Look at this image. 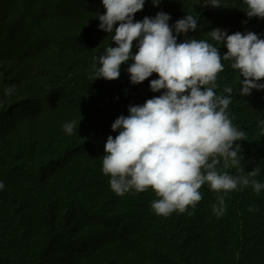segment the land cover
Returning <instances> with one entry per match:
<instances>
[{
	"label": "trees",
	"instance_id": "16d2710c",
	"mask_svg": "<svg viewBox=\"0 0 264 264\" xmlns=\"http://www.w3.org/2000/svg\"><path fill=\"white\" fill-rule=\"evenodd\" d=\"M222 1V9L208 0L145 3L169 14L170 26L189 14L197 20V30L179 34L178 42L213 44L210 31L232 26L229 13L241 17L235 0ZM104 12L102 0H0V264H264V189L238 186L225 195L205 184L195 209L167 217L151 209V189L123 196L111 189L102 171L107 138L120 131L111 125L163 90L150 89L155 73L132 84L126 63L118 79L94 80L93 65L116 46L114 33L99 28ZM146 16L144 4L134 22ZM241 78L230 68L217 76L215 93L227 96L224 89L233 88L227 112L246 133L236 142L239 168L225 169L219 158L217 170L246 176L256 168L264 184L257 129L264 90L238 95ZM73 121L69 135L63 126ZM218 195L226 205L220 217L212 208Z\"/></svg>",
	"mask_w": 264,
	"mask_h": 264
},
{
	"label": "clouds",
	"instance_id": "9594fccd",
	"mask_svg": "<svg viewBox=\"0 0 264 264\" xmlns=\"http://www.w3.org/2000/svg\"><path fill=\"white\" fill-rule=\"evenodd\" d=\"M159 2L152 0L154 5ZM208 2L217 9L227 6L222 0ZM102 4L105 12L98 15L99 28L114 33L116 46L107 47L99 56L98 68L93 65L94 80L118 79L121 65L126 63L132 84H140L155 73L158 79L150 81V89L163 90L143 105L129 106L128 115L119 116L111 125L112 131H120L115 138H107L102 171L110 177L114 193L123 196L151 189L157 197L151 209L167 217L189 207L195 209L205 184L225 195L238 186H251L256 193L264 189L255 179L259 169L246 176L217 170L219 158L225 169L239 168L241 148L236 142L246 140V133L232 124L227 112L233 88L224 89L227 96L214 91L218 73L228 68L242 76L238 95L246 97L253 89L264 90V0H235L233 5L241 6V17L229 13L232 26L210 31L213 44L191 38L177 41L179 34L197 30V20L191 14L170 26V15L157 13L145 0H102ZM144 4L150 17L134 22ZM135 41L138 51L134 54ZM14 91L15 86L9 87L5 95ZM262 123L257 129L264 141ZM75 126V121L69 122L63 130L71 135ZM224 199L218 195V204L212 206L218 217L225 213Z\"/></svg>",
	"mask_w": 264,
	"mask_h": 264
},
{
	"label": "rangeland",
	"instance_id": "374dc122",
	"mask_svg": "<svg viewBox=\"0 0 264 264\" xmlns=\"http://www.w3.org/2000/svg\"><path fill=\"white\" fill-rule=\"evenodd\" d=\"M215 47H216V46H215ZM107 104L111 106V103L107 102Z\"/></svg>",
	"mask_w": 264,
	"mask_h": 264
}]
</instances>
